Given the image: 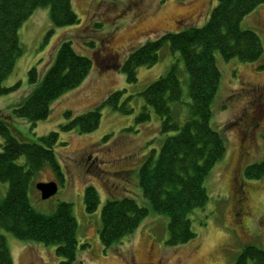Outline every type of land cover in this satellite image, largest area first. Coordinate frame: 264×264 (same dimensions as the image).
I'll return each instance as SVG.
<instances>
[{
  "label": "rangeland",
  "instance_id": "obj_1",
  "mask_svg": "<svg viewBox=\"0 0 264 264\" xmlns=\"http://www.w3.org/2000/svg\"><path fill=\"white\" fill-rule=\"evenodd\" d=\"M216 2L71 0L79 19L76 24L53 26L46 7L36 8L22 23L19 39L23 52L3 81L5 86H15L0 95V120H7L25 141H35L51 130L59 132L54 151L62 176H56L45 163L33 176L28 196L32 206L46 214L53 213L60 201L72 204L77 222L76 264H144L148 260L158 264H234L246 244L264 249V175L260 178L243 175L245 165L264 157V4L240 21V27L252 29L259 35L263 45L260 58L243 62L237 58L225 60L218 51L214 53L221 77L211 103L210 124L224 137L226 151L204 180L206 203L189 213L195 236L183 244H166L168 217L151 209L138 185L139 166L152 148L159 150L165 136L159 129L160 117L150 108L147 121H136L145 105L139 92L174 63L180 67L179 77L186 92V73L179 52L171 51L167 44L160 49L154 64L136 68L137 80L133 84L126 81L121 64L131 50L147 40L165 32L203 25ZM65 38L72 41L77 53L92 58V68L79 86L55 98L48 116L32 126L28 118L12 114V107L41 82L55 60L59 41ZM55 47L57 50L51 57ZM32 67L39 73L34 83L28 79ZM124 88L122 99L130 95V113L101 105L110 92ZM98 105H101V118L95 130L88 133L60 130L59 125L67 121L65 110L76 115ZM248 113H258L252 132L243 126L244 115ZM8 115L10 117H6ZM2 143L0 135V150ZM239 147L247 153L238 159ZM24 159L20 156L17 162L23 163ZM92 159L94 163L90 167ZM234 168L238 174L236 187L230 181ZM240 179L244 181L241 185ZM51 180L57 183V191L42 199L36 183ZM87 185L94 186L99 197L96 209L91 212H87L84 205ZM6 190L7 182H0V200ZM242 190L246 191L247 198L246 206L241 209L238 203L243 202ZM123 196L132 197L150 210L133 232L104 249L98 236L101 209L108 198ZM2 233L12 264H59L61 257L55 252V244L20 240L3 229Z\"/></svg>",
  "mask_w": 264,
  "mask_h": 264
},
{
  "label": "trees",
  "instance_id": "obj_2",
  "mask_svg": "<svg viewBox=\"0 0 264 264\" xmlns=\"http://www.w3.org/2000/svg\"><path fill=\"white\" fill-rule=\"evenodd\" d=\"M114 1V0H112ZM209 18L201 26H188L177 32H165L147 40L131 50L121 64L126 81L137 80L136 68L150 66L158 60V53L166 44L178 51L186 73L187 91L184 92L177 63L139 93L144 106L136 117L141 123L150 118L149 108L160 117V132L164 134L159 150L152 148L138 168V185L143 197L153 211L168 217L166 244L170 246L187 242L195 236L189 213L202 207L208 198L204 180L225 151L224 137L210 124L211 103L220 83L221 72L214 53L218 51L227 60L255 61L263 53L259 35L252 29L240 27L241 19L264 0H216ZM48 8L53 26L78 23L71 0H0V95L10 92L15 85H3L13 70L16 59L22 55L19 39L22 23L36 8ZM89 56L77 53L70 39L59 41L53 64L41 82L22 101L12 107V114L28 118L35 126L48 116L51 102L62 93L79 86L92 68ZM38 70L28 71L31 83L38 80ZM126 89L110 92L101 105L122 113H130V97L122 99ZM73 115L65 110L67 121L60 130L75 129L79 133L95 130L100 122L99 106ZM6 117H10L9 115ZM3 143L0 150V182H7V190L0 200V264H12V256L2 229L20 240H35L55 244L61 257L59 264H76L77 222L72 204L57 203L51 214L36 210L29 199L28 190L33 176L48 163L56 176L62 171L54 147L59 132L51 130L25 141L7 120H0ZM24 156V162L17 159ZM245 178L264 175V157L243 168ZM240 179V185L243 184ZM241 192V191H240ZM99 202L94 186L84 188V205L87 212L96 209ZM128 196L108 198L101 209L98 236L104 249L119 243L134 231L149 212ZM234 264H264V249L246 244L238 253Z\"/></svg>",
  "mask_w": 264,
  "mask_h": 264
},
{
  "label": "flooded vegetation",
  "instance_id": "obj_3",
  "mask_svg": "<svg viewBox=\"0 0 264 264\" xmlns=\"http://www.w3.org/2000/svg\"><path fill=\"white\" fill-rule=\"evenodd\" d=\"M262 96V92H261V90H260V97ZM257 117H258V113L257 114H251V113H248V114H245L244 115V124H243V126L246 128V129H248V132H252L253 130H254V126L256 125V123L258 122V120H257ZM241 142V141H240ZM247 153V151H245V153L243 152V151H241V148L239 147V149H238V159L239 158H241L240 156H242V155H244V154H246ZM88 159H90V157H87ZM94 159H92V160H90L91 162L89 163V166L91 167L92 166V163H94V161H93ZM95 167L96 168H98L99 167V165L98 164H95ZM236 170V168H234L233 170H232V176H233V173H234V171ZM231 176V178H230V181H231V183L235 186V184L236 183H234V181H233V177ZM236 187V186H235ZM233 189H234V187H233ZM234 192H235V190H234ZM241 192H243V194H242V197H243V202H239L238 204L241 206V209L243 208L242 206H246L245 205V200H246V191H244V190H242ZM236 201H237V196H236V194H235V203H236ZM144 264H158V263H155V262H151L150 260H148L146 263H144Z\"/></svg>",
  "mask_w": 264,
  "mask_h": 264
},
{
  "label": "water",
  "instance_id": "obj_4",
  "mask_svg": "<svg viewBox=\"0 0 264 264\" xmlns=\"http://www.w3.org/2000/svg\"><path fill=\"white\" fill-rule=\"evenodd\" d=\"M237 170L233 173V181L236 183L238 174L236 173ZM36 189L39 191L40 197L42 199L49 198L57 191V183L54 180L51 181H39L36 183Z\"/></svg>",
  "mask_w": 264,
  "mask_h": 264
},
{
  "label": "crops",
  "instance_id": "obj_5",
  "mask_svg": "<svg viewBox=\"0 0 264 264\" xmlns=\"http://www.w3.org/2000/svg\"><path fill=\"white\" fill-rule=\"evenodd\" d=\"M32 15H33V14H31L30 17H31ZM57 48H58V46H57ZM57 48H56V47L54 48V50H53L52 53H51V54H52L51 57H53V55H54L55 51L57 50ZM50 61H51V59H50Z\"/></svg>",
  "mask_w": 264,
  "mask_h": 264
}]
</instances>
